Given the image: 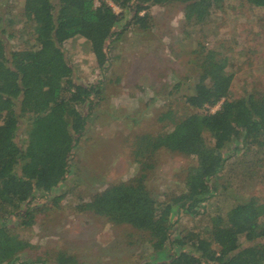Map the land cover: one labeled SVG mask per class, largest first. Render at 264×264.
I'll return each instance as SVG.
<instances>
[{"label":"trees","instance_id":"1","mask_svg":"<svg viewBox=\"0 0 264 264\" xmlns=\"http://www.w3.org/2000/svg\"><path fill=\"white\" fill-rule=\"evenodd\" d=\"M109 1L120 12L105 0L97 6L94 0H23L19 15L6 18L9 26L20 21L32 30L28 45L20 49L7 51L2 27L0 264L17 261L20 253L32 247L9 225V219L31 226L37 206L32 202L51 196L66 178L73 149L86 126L85 109L98 92L97 84L75 81L63 43L76 36L84 38L102 68L109 40L123 29H116L122 19L125 25L143 23L150 5L177 1L184 4L186 21L205 24L222 4V0ZM236 1L264 8V0ZM218 48L201 49L197 81L184 97L197 110L218 108L189 113L164 133L142 134L134 143L136 157L150 158L160 149L193 157L183 192L159 202L141 173L106 186L81 205L112 223L145 232L153 256L164 255L155 264H264V200L235 197L228 190L230 172L241 180L264 178V91L228 99L234 70L229 56ZM23 125L25 138L19 141ZM223 175L225 180L217 182ZM213 199L220 207L209 213L206 209ZM180 214L191 219L205 214L209 223L174 235ZM54 262L80 264L62 251Z\"/></svg>","mask_w":264,"mask_h":264},{"label":"rangeland","instance_id":"2","mask_svg":"<svg viewBox=\"0 0 264 264\" xmlns=\"http://www.w3.org/2000/svg\"><path fill=\"white\" fill-rule=\"evenodd\" d=\"M105 1L120 12L111 1ZM100 2L94 0L96 6ZM221 3L205 24L186 21L184 4L177 1L150 5L143 23L125 25L122 19L116 29H123L109 40L102 68L84 38L76 36L63 43L75 81L97 84L98 92L85 109L86 126L73 149L66 178L51 196L32 202L37 206L31 226L18 225L15 217L9 219L19 237L32 244L11 264H55L59 251L74 256L80 264H155L163 258L162 254L153 256L145 232L112 223L81 205L106 186L141 173L159 202L183 192L194 158L165 149L150 158L136 157L134 143L139 135L164 133L189 113L218 108L197 110L184 101L197 81L202 48L219 47L229 56L234 76L228 99L264 91V8L236 0ZM22 4L23 0H0V32L3 27L7 51L26 47L32 37L29 24L6 23L8 16L19 15ZM24 127L19 141H24ZM228 179V190L235 197L264 200V178L241 180L230 172ZM224 180L225 175L217 182ZM56 196L58 200L53 199ZM211 202L206 209L209 213L220 207L214 199ZM208 223L205 214L194 219L180 214L174 235L200 230Z\"/></svg>","mask_w":264,"mask_h":264}]
</instances>
